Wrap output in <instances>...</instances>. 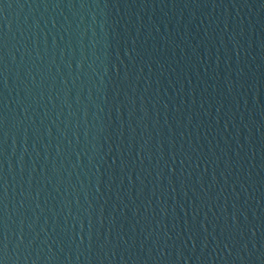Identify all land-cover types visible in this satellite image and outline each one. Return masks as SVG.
Returning a JSON list of instances; mask_svg holds the SVG:
<instances>
[{
  "label": "water",
  "instance_id": "obj_1",
  "mask_svg": "<svg viewBox=\"0 0 264 264\" xmlns=\"http://www.w3.org/2000/svg\"><path fill=\"white\" fill-rule=\"evenodd\" d=\"M0 264H264V0H0Z\"/></svg>",
  "mask_w": 264,
  "mask_h": 264
}]
</instances>
